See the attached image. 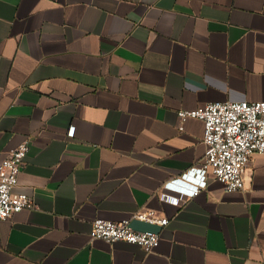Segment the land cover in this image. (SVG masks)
Segmentation results:
<instances>
[{"label": "crops", "instance_id": "1", "mask_svg": "<svg viewBox=\"0 0 264 264\" xmlns=\"http://www.w3.org/2000/svg\"><path fill=\"white\" fill-rule=\"evenodd\" d=\"M226 101H264V0H0V163L30 139L35 204L0 220V264H264V155L227 192L202 121L179 130ZM144 209L154 252L91 239Z\"/></svg>", "mask_w": 264, "mask_h": 264}, {"label": "built area", "instance_id": "2", "mask_svg": "<svg viewBox=\"0 0 264 264\" xmlns=\"http://www.w3.org/2000/svg\"><path fill=\"white\" fill-rule=\"evenodd\" d=\"M178 115L181 121L179 130H183L188 118H196L203 123L205 155L202 169L210 171L227 192L244 189V175L253 155H264V101L215 102L192 111H180ZM69 134H73V128ZM29 147L30 139L26 138L0 163V220L35 208L30 196L14 191L26 164ZM175 181L183 183L182 178ZM187 185L186 197L196 196L202 190L199 186ZM134 220L161 227L169 224L168 218L144 209L119 222L94 220L90 237L107 243L125 242L141 247L146 253L154 252L160 245V232L139 231L133 225Z\"/></svg>", "mask_w": 264, "mask_h": 264}]
</instances>
